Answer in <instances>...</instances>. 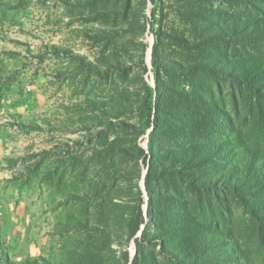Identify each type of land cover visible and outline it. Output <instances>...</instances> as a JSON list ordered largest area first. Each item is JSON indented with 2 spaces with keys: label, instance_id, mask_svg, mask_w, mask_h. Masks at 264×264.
<instances>
[{
  "label": "rangeland",
  "instance_id": "obj_1",
  "mask_svg": "<svg viewBox=\"0 0 264 264\" xmlns=\"http://www.w3.org/2000/svg\"><path fill=\"white\" fill-rule=\"evenodd\" d=\"M159 6L0 0V264H264V0Z\"/></svg>",
  "mask_w": 264,
  "mask_h": 264
},
{
  "label": "trees",
  "instance_id": "obj_2",
  "mask_svg": "<svg viewBox=\"0 0 264 264\" xmlns=\"http://www.w3.org/2000/svg\"><path fill=\"white\" fill-rule=\"evenodd\" d=\"M195 1H198V0H195ZM151 3L153 5V12H152V16L153 18L155 19V17L157 16V13L159 12V9H160V0H151ZM153 58H152V66H153V73H154V83H155V88H151L150 86H148V94H149V105H148V112H149V115L152 116V113H153V99L155 98V96H159L162 92V90H164V87H165V82H164V76L163 74L167 71V70H175L177 71L178 73L179 70H178V66L172 64L170 65L169 67H166L165 65V62L164 60L162 59L161 57V54H160V38L159 36H157V40L153 46ZM207 68V67H206ZM205 68V65L203 64H199L197 65L196 67H193L190 69V71H204ZM181 73H184V70L181 71ZM242 76V78H236L237 82L240 83V84H244L246 86H248L249 88H253L254 90H257V87L253 86L254 84L252 83L251 84V79L249 77L246 76V74H240ZM173 158H180V159H185V160H188L190 161L191 158L189 156H186V154L184 153H180V152H174L172 154ZM150 161H149V173L146 177V181H145V187H146V193L149 197V212H153L152 210V201L154 199V184H155V181L161 177V176H165V175H178L179 174V171L180 169L178 167H175L174 165L173 166H170V165H162L159 158H158V155L156 154H153L151 155L150 157ZM161 166V167H160ZM161 171V173L159 172ZM161 176H158L160 174ZM192 182H194L195 180L194 179H190ZM201 186L203 185L202 183H196L195 182V186ZM237 194L238 195H241L242 193H240V191H237ZM142 203H144V199H141ZM148 212V217H150V213ZM138 216H139V219L142 221V222H145V215H144V211L142 210V207L140 206L139 207V211H138ZM137 242V246H138V254L137 256L134 258L133 260V264H137L138 262V258H139V255L141 253V249L144 247L143 245L145 243H148V244H151V245H156V243L158 242L155 238H149L147 237V232L146 231H143V234H142V239L140 241H136ZM145 242V243H144ZM169 243L166 242V245H168ZM200 260V258H199ZM182 264H184V262H181Z\"/></svg>",
  "mask_w": 264,
  "mask_h": 264
}]
</instances>
